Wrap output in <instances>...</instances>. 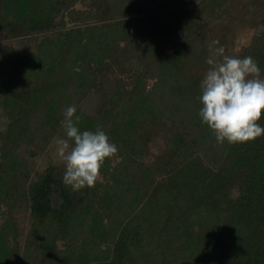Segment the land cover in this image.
I'll return each mask as SVG.
<instances>
[{
  "label": "trees",
  "instance_id": "1",
  "mask_svg": "<svg viewBox=\"0 0 264 264\" xmlns=\"http://www.w3.org/2000/svg\"><path fill=\"white\" fill-rule=\"evenodd\" d=\"M162 1L0 0V264H264V134L219 144L198 115L207 21L227 0ZM233 56L264 78V30ZM73 105L118 148L79 191L60 161L31 168Z\"/></svg>",
  "mask_w": 264,
  "mask_h": 264
},
{
  "label": "clouds",
  "instance_id": "2",
  "mask_svg": "<svg viewBox=\"0 0 264 264\" xmlns=\"http://www.w3.org/2000/svg\"><path fill=\"white\" fill-rule=\"evenodd\" d=\"M212 41V45L218 44ZM209 68L201 81L199 110L201 122L219 144L244 143L264 134L258 121L264 112V78L251 56L238 58L225 54L223 47L209 46ZM76 107L64 110L61 127L64 138H56V154L64 166L63 183L73 191L94 187L106 158L118 148L100 128L81 131L76 122ZM75 117V120L73 119Z\"/></svg>",
  "mask_w": 264,
  "mask_h": 264
},
{
  "label": "rangeland",
  "instance_id": "3",
  "mask_svg": "<svg viewBox=\"0 0 264 264\" xmlns=\"http://www.w3.org/2000/svg\"><path fill=\"white\" fill-rule=\"evenodd\" d=\"M152 12L158 10L162 0H145ZM199 4L202 0H193ZM77 9L85 10L84 4L77 3ZM226 15L223 14L220 19L215 17L207 21V34L213 41L219 43L214 48L223 47L231 56L239 54L243 47L251 43L252 37L258 31L264 30V0H227L225 5ZM189 12V11H185ZM154 17V15H150ZM13 46L23 52L33 50V39L18 38L7 40ZM6 120L2 117L0 111V130L4 128ZM56 139V138H55ZM55 139L51 142L47 150L40 156L36 157L32 163V173L40 172L49 163H58L59 158L56 154ZM53 205L58 206L57 192L53 194ZM13 222L19 234L18 242L20 251L25 245L26 236L31 228L29 211L24 205H20L12 212ZM21 255V253H20ZM16 264H22L20 258Z\"/></svg>",
  "mask_w": 264,
  "mask_h": 264
}]
</instances>
